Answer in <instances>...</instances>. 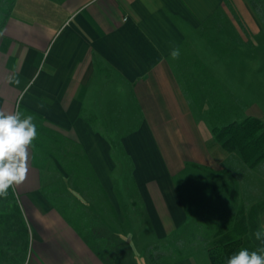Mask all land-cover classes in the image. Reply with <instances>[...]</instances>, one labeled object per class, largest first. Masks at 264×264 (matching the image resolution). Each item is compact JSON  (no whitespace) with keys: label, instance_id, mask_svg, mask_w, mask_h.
<instances>
[{"label":"crops","instance_id":"obj_1","mask_svg":"<svg viewBox=\"0 0 264 264\" xmlns=\"http://www.w3.org/2000/svg\"><path fill=\"white\" fill-rule=\"evenodd\" d=\"M0 4V110L32 115L38 132L13 191L24 264H155V245L182 233L192 250L160 264H211L209 245L189 243L217 200L205 169L250 166L215 138L208 108L229 98L210 92L264 79L251 0Z\"/></svg>","mask_w":264,"mask_h":264},{"label":"trees","instance_id":"obj_2","mask_svg":"<svg viewBox=\"0 0 264 264\" xmlns=\"http://www.w3.org/2000/svg\"><path fill=\"white\" fill-rule=\"evenodd\" d=\"M251 2L264 18V0ZM212 130L222 147L236 153L248 166L253 167L264 159V123L259 117L247 115L240 120L213 125ZM205 171L210 189L216 195V203H219L211 209L198 230L190 235V245L201 244L203 249L209 245L211 264H226L227 259L241 248L250 251L264 248V199L249 203L246 207L239 206L237 184L229 173L224 171L218 175V171L211 168H206ZM44 192L51 198V186L46 187ZM233 212L235 213L231 216ZM223 224L227 225L226 230H220ZM257 231L262 232L260 240L255 237ZM29 235L28 223L10 189L7 198H0V264H24L29 250ZM176 244L166 248L162 244H156L155 264H160L163 253L166 255L170 252L172 258L183 256L184 253L176 254L173 251V248H181Z\"/></svg>","mask_w":264,"mask_h":264},{"label":"clouds","instance_id":"obj_3","mask_svg":"<svg viewBox=\"0 0 264 264\" xmlns=\"http://www.w3.org/2000/svg\"><path fill=\"white\" fill-rule=\"evenodd\" d=\"M170 55L173 59L179 58V49L173 48ZM37 135L32 115H23L19 110H0V198H7L10 189L14 191L27 179L28 150ZM261 236V231L255 232L257 240ZM226 264H264V248L259 251L241 248L227 259Z\"/></svg>","mask_w":264,"mask_h":264},{"label":"rangeland","instance_id":"obj_4","mask_svg":"<svg viewBox=\"0 0 264 264\" xmlns=\"http://www.w3.org/2000/svg\"><path fill=\"white\" fill-rule=\"evenodd\" d=\"M219 87H221L220 83L218 84L217 87L218 92L215 91L216 90L215 88H214V92H210L213 93L214 95L212 99L220 100L221 102V100H223L227 96V98H229L228 99L229 104L227 108H226L227 105H225V103L222 102H221L222 104L210 105L213 106V108H208V109H212V113L210 112L208 116L213 117V119L211 120L212 123L222 125L224 123L230 122L233 119L240 120L247 115H255L259 117L264 123V79L256 80L255 82H252L250 80V84L247 87H242L241 91L240 89H236V92L239 93L236 94L237 97L232 96L231 92H229L228 90L226 91L224 89L225 91H223V89ZM193 106L198 108V110L202 109V108L199 109L197 103L195 104V99H193ZM223 172L218 171V175H221ZM235 175L236 178H233L234 176L233 177L230 176V178L235 179V181L236 179L239 181L237 182V190H238L237 197H239L238 202L239 201L241 202L244 201V203L256 202L264 199V159L259 164L250 167L248 169H243L241 167L237 168ZM194 200L195 199H192V204L196 202ZM218 203L219 202L217 203L215 202L212 208L214 206H218ZM184 234L186 233H182L183 236ZM188 235L186 237H188ZM183 236L180 238L178 242H175V244L177 243L176 246L180 245L181 247V248H177V247L173 248V251L177 252L176 254H178L179 252L182 253H185L186 251L190 252L192 250L191 247L187 246L186 238ZM171 243L174 244L173 242ZM200 245L199 247H201ZM198 250H200V248H198ZM139 258L141 259V257Z\"/></svg>","mask_w":264,"mask_h":264}]
</instances>
